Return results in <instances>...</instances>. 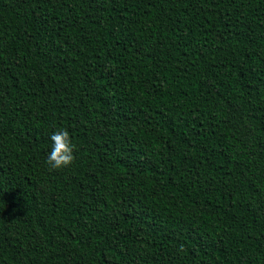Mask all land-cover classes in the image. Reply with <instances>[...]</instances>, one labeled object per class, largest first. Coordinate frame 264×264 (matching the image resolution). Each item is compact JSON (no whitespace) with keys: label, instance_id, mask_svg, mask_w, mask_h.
<instances>
[{"label":"trees","instance_id":"16d2710c","mask_svg":"<svg viewBox=\"0 0 264 264\" xmlns=\"http://www.w3.org/2000/svg\"><path fill=\"white\" fill-rule=\"evenodd\" d=\"M0 264H264V0H0Z\"/></svg>","mask_w":264,"mask_h":264},{"label":"clouds","instance_id":"9594fccd","mask_svg":"<svg viewBox=\"0 0 264 264\" xmlns=\"http://www.w3.org/2000/svg\"><path fill=\"white\" fill-rule=\"evenodd\" d=\"M52 147L47 156V165L50 170H61L70 167L74 161L75 145L70 133L65 129H58L50 137Z\"/></svg>","mask_w":264,"mask_h":264}]
</instances>
